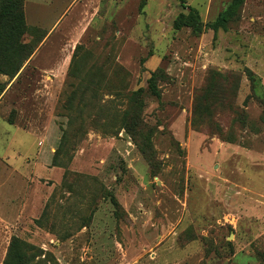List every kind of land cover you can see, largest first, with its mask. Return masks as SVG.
I'll return each mask as SVG.
<instances>
[{"label": "rangeland", "instance_id": "rangeland-1", "mask_svg": "<svg viewBox=\"0 0 264 264\" xmlns=\"http://www.w3.org/2000/svg\"><path fill=\"white\" fill-rule=\"evenodd\" d=\"M67 6L23 38L56 83L0 107V264L14 238L23 264H264V0L200 36L179 0Z\"/></svg>", "mask_w": 264, "mask_h": 264}, {"label": "trees", "instance_id": "trees-1", "mask_svg": "<svg viewBox=\"0 0 264 264\" xmlns=\"http://www.w3.org/2000/svg\"><path fill=\"white\" fill-rule=\"evenodd\" d=\"M183 9H189L187 14L181 13L174 21L176 29L188 27L192 34L200 36L207 30L218 32L227 30L228 25L238 18L245 0H232L230 4L212 22H204L199 11L186 5L185 0H179ZM25 0H0V74L8 76V81L0 83V98L7 85L21 71L25 61L34 53L35 47L23 41L28 27L25 18ZM155 77V75H153ZM151 78L150 87L154 95H158V89ZM24 243L14 238L6 260V264H23L25 253Z\"/></svg>", "mask_w": 264, "mask_h": 264}, {"label": "crops", "instance_id": "crops-1", "mask_svg": "<svg viewBox=\"0 0 264 264\" xmlns=\"http://www.w3.org/2000/svg\"><path fill=\"white\" fill-rule=\"evenodd\" d=\"M67 2H69V0H26L25 18L28 27H30L31 29L36 28L46 33V36L44 38L46 40L48 38H51L52 35L56 32L57 28H59L61 22L64 21L68 15L67 12L69 6H67ZM52 16H55V18L52 19ZM75 32L77 34L78 31ZM40 54L42 55L43 51L39 47L32 55L30 61L28 62L30 63L31 61L35 60L37 56H39ZM28 66L30 65L23 67L20 73L7 85L5 92L0 98V107L4 106L6 108H9L10 105L12 104L11 100H13L15 96H19V98L22 100L29 101L31 97L34 98L35 96H38L37 93L43 92V95H41V97H43L44 96L43 88L52 86L53 80L52 79L46 80L47 77L43 73L39 75L37 79H33V77L29 78L32 80H27L23 78L24 71ZM59 67L60 65L56 67L55 70L59 69ZM41 70L47 71L46 68H43ZM8 80H9L8 76L0 74V83L7 82ZM17 87H22L24 90L20 91L19 88ZM34 87H36V89L40 87L41 89H37V90L35 89L30 94H28L27 90H25V88L34 89ZM29 105L30 108L35 106L32 105V102H29ZM3 114H5V112H3ZM40 120L44 121V118H41ZM9 125H11L14 128L16 134L26 133V134L40 136L43 133V131L41 130V126L43 127L44 122H42V125L38 124L36 130L34 129L33 126L30 127V129H27L20 126L18 123L15 124L13 123Z\"/></svg>", "mask_w": 264, "mask_h": 264}]
</instances>
